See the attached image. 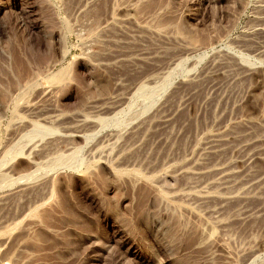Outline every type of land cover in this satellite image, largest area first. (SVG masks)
Segmentation results:
<instances>
[{
    "label": "rangeland",
    "instance_id": "374dc122",
    "mask_svg": "<svg viewBox=\"0 0 264 264\" xmlns=\"http://www.w3.org/2000/svg\"><path fill=\"white\" fill-rule=\"evenodd\" d=\"M0 264H264V0H0Z\"/></svg>",
    "mask_w": 264,
    "mask_h": 264
}]
</instances>
